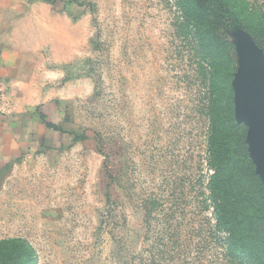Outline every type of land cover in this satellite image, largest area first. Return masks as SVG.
Listing matches in <instances>:
<instances>
[{"label": "rangeland", "instance_id": "1", "mask_svg": "<svg viewBox=\"0 0 264 264\" xmlns=\"http://www.w3.org/2000/svg\"><path fill=\"white\" fill-rule=\"evenodd\" d=\"M196 1L67 0L73 28L3 80L29 142L0 168V264H264L233 87L245 43L264 69V0H226L235 26Z\"/></svg>", "mask_w": 264, "mask_h": 264}, {"label": "crops", "instance_id": "2", "mask_svg": "<svg viewBox=\"0 0 264 264\" xmlns=\"http://www.w3.org/2000/svg\"><path fill=\"white\" fill-rule=\"evenodd\" d=\"M67 7V0H0V77L3 80L16 81L15 69L44 49V35H60L66 28H73L75 21ZM20 123H24L22 117L3 114L0 109V168L28 149L29 141L23 137Z\"/></svg>", "mask_w": 264, "mask_h": 264}, {"label": "water", "instance_id": "3", "mask_svg": "<svg viewBox=\"0 0 264 264\" xmlns=\"http://www.w3.org/2000/svg\"><path fill=\"white\" fill-rule=\"evenodd\" d=\"M233 87L236 92V116L250 127L249 138L258 155V171L264 181V69L261 57L251 54L247 43L241 53V69Z\"/></svg>", "mask_w": 264, "mask_h": 264}, {"label": "trees", "instance_id": "4", "mask_svg": "<svg viewBox=\"0 0 264 264\" xmlns=\"http://www.w3.org/2000/svg\"><path fill=\"white\" fill-rule=\"evenodd\" d=\"M227 1L225 0H197L196 4L203 5V6H209L211 9V14L216 18H224L231 26L239 25L241 24V19L239 18L238 14L236 11L231 7V5L226 3ZM204 12V11H203ZM208 17L210 16V12H205ZM221 13V15H220ZM216 20V19H215ZM220 163H223L224 165H227L228 163H225L224 160H220ZM224 167L220 165L217 169L216 174L213 176V182L214 184L218 181V177H221L223 172H224ZM256 177L255 179L257 180V185L259 186V189L261 191V196L264 199V182L262 178L260 177L259 174H254ZM214 191L216 192V188L214 186ZM222 207V202L218 205ZM229 221L227 220V223ZM261 223V222H260ZM231 227V236L233 238H236V235L238 233L237 228L235 225L236 223H230ZM260 234H264V227L260 229Z\"/></svg>", "mask_w": 264, "mask_h": 264}, {"label": "built area", "instance_id": "5", "mask_svg": "<svg viewBox=\"0 0 264 264\" xmlns=\"http://www.w3.org/2000/svg\"><path fill=\"white\" fill-rule=\"evenodd\" d=\"M7 87H5L3 79L0 77V109L3 114H6L7 103Z\"/></svg>", "mask_w": 264, "mask_h": 264}]
</instances>
